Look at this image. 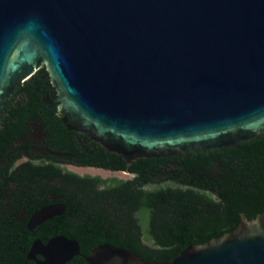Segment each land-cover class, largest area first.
<instances>
[{
	"label": "water",
	"instance_id": "water-1",
	"mask_svg": "<svg viewBox=\"0 0 264 264\" xmlns=\"http://www.w3.org/2000/svg\"><path fill=\"white\" fill-rule=\"evenodd\" d=\"M42 67L65 126L127 168L264 137V0H0V116ZM62 212L41 208L29 230ZM239 218L169 262L102 244L83 263L264 264V213ZM80 255L77 241L56 236L35 241L28 259Z\"/></svg>",
	"mask_w": 264,
	"mask_h": 264
},
{
	"label": "trees",
	"instance_id": "trees-1",
	"mask_svg": "<svg viewBox=\"0 0 264 264\" xmlns=\"http://www.w3.org/2000/svg\"><path fill=\"white\" fill-rule=\"evenodd\" d=\"M42 71L47 74L44 67ZM49 147L60 151L57 145ZM75 152L82 158L80 165L128 171L131 178L81 177L54 162H27L23 178L27 184L35 182L39 193L27 196L22 205L33 211L50 203V194L60 197L64 214L43 224L38 237L61 234L77 241L82 255L110 244L147 262H169L189 244L233 231L240 213L248 219L264 213V137L241 141L237 148L139 159L129 168L116 154L99 160ZM6 219L0 212V264H24L26 255L18 246L29 249L30 233L22 223L21 244Z\"/></svg>",
	"mask_w": 264,
	"mask_h": 264
},
{
	"label": "flooded vegetation",
	"instance_id": "flooded-vegetation-1",
	"mask_svg": "<svg viewBox=\"0 0 264 264\" xmlns=\"http://www.w3.org/2000/svg\"><path fill=\"white\" fill-rule=\"evenodd\" d=\"M42 69L43 67L29 81L18 84L0 116V212H5L7 217L5 224L15 240H19L22 244V223L30 233L29 249L26 251L22 249V245L18 246L21 254L26 255L24 264H35L34 261L28 259V253L35 241L46 244L53 237L63 236L55 233L50 237L40 238L38 236L41 234L37 233V230L46 222L63 215L66 209L65 205L60 202V197L50 194V203L33 211L26 210L22 204L28 202L27 196L33 195L34 197L39 191L35 182L30 181V185L27 184L25 177L23 178L26 172V168L23 167L25 163L30 162L39 166L42 163L54 162L71 173L74 172L66 167L123 173L78 164L77 161L82 158L75 151L79 154L85 151L88 157L99 160L103 157L104 160L111 159L107 156L111 153H106L99 144L87 136L71 131L65 126L63 115L54 99L56 89L48 74L44 75ZM51 145H57L60 151H53L49 147ZM51 205L63 206V212L29 230L30 217L41 208ZM76 208L81 211L78 204ZM76 219L78 220V217ZM83 257L84 255L81 254L66 264L83 263ZM36 259L42 260L40 256H36Z\"/></svg>",
	"mask_w": 264,
	"mask_h": 264
},
{
	"label": "rangeland",
	"instance_id": "rangeland-1",
	"mask_svg": "<svg viewBox=\"0 0 264 264\" xmlns=\"http://www.w3.org/2000/svg\"><path fill=\"white\" fill-rule=\"evenodd\" d=\"M69 171H72L78 175L81 176H99L103 179H113V178H117V179H129L131 178L130 174H125V173H110V172H106V171H101V170H97V169H91V168H84V169H78V168H74V167H66Z\"/></svg>",
	"mask_w": 264,
	"mask_h": 264
}]
</instances>
